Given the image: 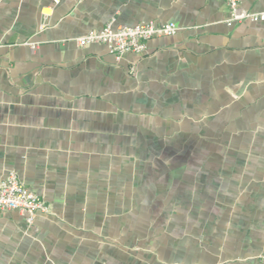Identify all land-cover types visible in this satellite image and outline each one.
Returning <instances> with one entry per match:
<instances>
[{"label": "crops", "instance_id": "crops-1", "mask_svg": "<svg viewBox=\"0 0 264 264\" xmlns=\"http://www.w3.org/2000/svg\"><path fill=\"white\" fill-rule=\"evenodd\" d=\"M227 16L222 0H0V182L51 208L0 213V264H264V23ZM112 19L179 30L120 60L76 46Z\"/></svg>", "mask_w": 264, "mask_h": 264}, {"label": "built area", "instance_id": "built-area-1", "mask_svg": "<svg viewBox=\"0 0 264 264\" xmlns=\"http://www.w3.org/2000/svg\"><path fill=\"white\" fill-rule=\"evenodd\" d=\"M228 9L225 24H239L242 22L264 23L262 12H249L241 6V0H222ZM43 16H49L43 12ZM173 23L156 25L153 22L136 25H115L110 20L102 30L90 31L74 40L76 46L85 47L100 44L115 60H120L127 54L142 55L147 50V42L154 37H172L178 32ZM31 49L35 46L31 45ZM17 212L24 216L28 225H32L38 214L49 215L51 208L39 196L30 192L19 181L14 172H9L0 182V213Z\"/></svg>", "mask_w": 264, "mask_h": 264}]
</instances>
